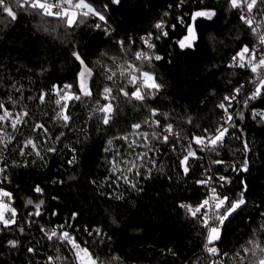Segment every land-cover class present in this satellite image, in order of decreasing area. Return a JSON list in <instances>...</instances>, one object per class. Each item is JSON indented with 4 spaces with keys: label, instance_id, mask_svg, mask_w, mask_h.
<instances>
[{
    "label": "trees",
    "instance_id": "obj_1",
    "mask_svg": "<svg viewBox=\"0 0 264 264\" xmlns=\"http://www.w3.org/2000/svg\"><path fill=\"white\" fill-rule=\"evenodd\" d=\"M86 2L105 20L90 14L67 27L55 17L15 6L12 20L0 9V103L13 118L28 113L15 129L9 119L0 121V189L11 194L5 198L16 211L14 224H0V264H78L68 243L45 235L53 228L73 234L98 264H256L264 253L257 250L253 256L244 248L252 247L250 240L264 245V118L256 114L264 113V95L247 105L234 104V111L239 108L233 127L209 153L213 162L221 161L214 163V174L226 178L216 180L220 195L235 201L243 191L246 201L212 244L217 255L204 251L208 233L202 219L181 207L199 205L206 195L198 181L209 168L194 138L218 128L226 96L243 85L242 100L255 85L251 70L233 63L242 48L255 43L251 27L230 0ZM253 9L264 27V0ZM197 10L215 15L198 18L196 41L181 49L178 41ZM157 23H163L167 36ZM149 34L153 59L137 60L135 53L144 51L142 38ZM156 55L162 59L155 60ZM129 65L152 73L159 90L143 89L145 100L134 99L139 79L135 85L129 80L140 72ZM84 66L92 72V94L67 101L65 123L57 117L65 102L56 104L54 86L72 85L70 91L80 94L78 74ZM105 87L112 90L107 99ZM108 104L113 111L104 124L99 109ZM135 124L141 127L134 129ZM190 144L196 155L185 174L181 160ZM245 163L246 171L241 170ZM37 186L42 192L35 191ZM12 240L15 247L8 243Z\"/></svg>",
    "mask_w": 264,
    "mask_h": 264
},
{
    "label": "snow or ice",
    "instance_id": "obj_2",
    "mask_svg": "<svg viewBox=\"0 0 264 264\" xmlns=\"http://www.w3.org/2000/svg\"><path fill=\"white\" fill-rule=\"evenodd\" d=\"M120 0H112L113 4H118ZM181 4L184 3V0H180ZM246 4L247 9L249 12L253 10L255 5L257 4V0H230V4L233 8H239L241 6V3ZM13 6H15L17 9H21L25 12H30L34 11L41 17H55L59 20H62L65 22L67 27H72L74 24H76L77 19H80V23H83V18H86L89 16V14L94 15L98 17L101 21L105 20V16L98 11L96 8H94L91 4L87 3L86 0H0V9L4 13L7 14L8 17H10L12 20H15L17 18V12L13 10ZM171 7V6H170ZM105 8H107V5H105ZM167 15V13H165ZM215 13L210 10H197L191 13L190 20L191 23L186 25L187 29V35H185L182 39L178 41L179 47L181 49L184 48H191L194 44V42L197 39L196 36V25H197V20L198 18H207L211 19ZM180 20V23H184L183 18H178ZM241 19L244 20L246 24H248L250 27L252 26L253 20L244 16H241ZM97 28L100 27L99 24L96 25ZM157 29L162 30V35L167 36L168 33L166 31H163L164 25L163 23H157L155 25ZM175 27V25H173ZM256 28H252V31L255 33ZM144 44L149 48L152 49L155 47L153 43H151V34H149L148 38H142ZM159 39V37H157ZM123 43V42H121ZM259 44L264 45V34L259 35ZM246 55L249 56V59L247 60V65L251 67V71L253 73H256L258 69L264 68V55H262L258 62L253 63V59L255 58V49L250 50L247 46L241 49L239 53H237L236 56L233 57V61H236L237 58L239 59V67H245V57ZM73 56L77 60L80 61V63L83 65L84 61L81 60L80 55L76 52H73ZM135 58L140 61H151L153 57L149 55V53L146 52H141L138 51L135 53ZM155 60H161L162 57L159 55H156L154 57ZM129 68L133 73L135 72H140V76L132 75L131 79L129 80L130 84L135 85L136 81L142 77V87L137 86L135 91L131 93V96L136 99V100H144L145 99V94L143 92V89H155L159 90L161 85L155 82V77L152 73L147 72V71H141V69L136 68L133 65H129ZM123 74V72L121 73ZM92 75V72L87 66H84L81 70V72L78 74L79 77V89H80V94L72 93L70 89L72 88V85H64L63 86V94L61 95V89L58 88L57 86H54V90L56 91L57 95L59 96V99L56 100L57 105H61V102L64 101L65 103L61 106V111L57 113V117L62 119L65 123L70 119L69 115L66 112V109L68 107L67 101L71 100H80L81 96H90L91 90L88 87V78H90ZM115 75L113 72L112 75L108 76V79L111 80L112 77ZM258 84L256 86L255 91L252 93L250 97H248V100H255L257 97H261L264 95L262 93V90H264V78L258 77ZM111 88L105 87L104 88V93L105 99L108 98L107 94L111 93ZM123 94L125 96L128 95L127 92H125L123 89H121ZM240 89L237 88L235 89L236 93H239ZM151 93L149 92V95ZM235 97H228L226 96L224 99L225 101H230L234 99ZM40 102H44L45 100V94H41L39 96ZM248 100L245 101V105H247ZM15 103V102H14ZM226 107L224 103H221L219 107L221 109H224L225 113L228 111V107ZM0 109H3V115H0V121H5L6 119L12 117V113L5 108L3 103H0ZM99 111L105 113L103 123L108 124L109 123V118L110 114L113 111V108L111 104L105 105L99 109ZM156 110H152V115L155 116ZM257 115H261L262 118H264V113H256ZM28 113L25 111L21 114H17L14 119H12L11 126L13 129L16 128L17 124L20 123L23 119L24 116H27ZM232 120V116L228 115L227 116V121L230 122ZM159 124V121L156 122ZM37 128H44V125L38 124L36 125ZM141 127L140 124H135L133 125L134 129H139ZM47 131V129H44ZM166 131L169 133V135L172 134V125L169 124L166 127ZM228 132V128L226 127H221L217 129V134L213 137H195L194 142L197 145H204L205 147H209L210 150L214 151L216 146L223 141V137L225 134ZM145 138H147V133L143 134ZM169 135H165L163 137V140L165 142H168L169 140ZM124 139H127V137H124ZM205 139H207V144H205ZM29 144H31V141H28ZM135 143V142H134ZM109 144H111V141H109ZM34 147V145H33ZM50 151H54V149H50ZM196 153L191 149V144L189 145L187 155L184 156V158L181 160V165L184 167V172L185 174L188 173L189 168L187 166L188 160L190 157H195ZM73 161H69V163H72ZM214 163H221V161H214ZM134 166V165H133ZM241 170L246 171L247 170V164L245 163L243 168ZM0 171H3V169H0ZM113 171H115V167L113 168ZM221 181H224L226 178L221 176L219 178ZM198 183L206 184L207 181H198ZM246 190V188H245ZM36 192H42V189L37 186L35 188ZM212 196L209 197L208 199H205L202 201V203L193 208L190 205H181V207H184L187 209L189 213L193 217L197 215V213L201 212V209L205 208H212V205L210 203L214 201H218V203H215V208L212 216L208 215V212L205 211L203 214L202 218V223L204 227L207 229L208 235H207V243L205 244L206 250L212 254V255H217L218 254V249L216 247H209V245L214 244L215 241H218L220 239V226L224 224V222L229 218V216L232 215V213L236 212L237 209H239L242 205L246 203L244 199V192L242 191L240 193V198L235 201H230L227 196H220L216 193V189L212 188ZM10 193L3 191L0 189V197H10ZM28 204H32L33 201L31 199L28 200ZM43 204V201H40L39 204H36L35 207L37 209L35 215L39 216L40 215V207ZM220 209H223L221 212ZM5 212H11L12 218L11 219H6L5 218ZM16 215V211L14 208H10V206L6 203L3 202L2 199H0V224H3L5 227L9 226L10 224H14L16 221L14 219ZM73 218H75V214L73 215ZM210 221H218V224L215 226H210ZM61 229L64 227L63 225L59 226ZM43 230V229H42ZM20 231L23 232L24 229L20 228ZM99 230H97L98 232ZM45 235H47L49 240H52L54 237L63 241L67 242L68 244L71 245L72 249L75 250L74 254L76 257V260L78 261V264H98L97 260L93 258L92 254L88 251L87 248H82L77 242L74 237L70 235L69 232L67 231H62L60 234L57 233L56 229L53 228L50 232H45ZM11 246L15 247L17 244V241L12 240L8 242ZM249 244L252 245L251 248H244L245 253L251 252L253 256H256L257 250L260 253H264V245L261 244L259 241H253L250 240ZM29 251H33V249H29ZM225 255H227L225 253ZM239 255V253H237ZM49 261L51 262L53 260L52 257L48 258ZM241 261H243V257H241ZM256 264H264V255L260 256V258L256 261Z\"/></svg>",
    "mask_w": 264,
    "mask_h": 264
},
{
    "label": "built area",
    "instance_id": "obj_3",
    "mask_svg": "<svg viewBox=\"0 0 264 264\" xmlns=\"http://www.w3.org/2000/svg\"><path fill=\"white\" fill-rule=\"evenodd\" d=\"M237 10H238V12H239V15H240V17L241 16H244V17H247V18H250V19H252L253 20V23H252V26H251V29L252 28H256L257 30H256V32L254 33L255 35H256V41H255V43L253 44V46L250 48V50H252V49H255V58L253 59V63H256V62H258V60H259V58L262 56V55H264V45H260L259 44V35H261V34H264V27L262 26V24L257 20V18H256V15H255V12H254V9L251 11V12H249L248 11V9H247V6H246V4H244L243 2L241 3V6L239 7V8H236ZM90 15V14H89ZM244 21V20H243ZM248 25V24H247ZM249 26V25H248ZM171 28L172 29H174L175 27H173V25H171ZM163 31H166V27L164 26V28H163ZM167 32V31H166ZM143 38H148V37H143ZM153 39H154V37L153 36H151V43H153L154 44V42H153ZM154 48H152V49H149L147 46L145 47V49H144V51L143 52H146V53H149V55H151L152 56V50H153ZM249 59V56L248 55H246V57H245V64H246V66L245 67H243V68H249L250 70H251V67L250 66H248L247 65V60ZM237 67H239L238 65H239V59L237 58V60L236 61H234L233 62ZM239 68H242V67H239ZM252 72V71H251ZM252 76H253V79H254V83H255V85H254V87L251 89V90H249L248 92H247V94L243 97V99L242 100H239V97H240V94L242 93V92H244V86L242 85V86H239V87H237V88H239L240 89V91H239V93H236V92H234V94L232 95V96H229V97H235L234 99H232V100H230V101H226L227 103H226V107L229 105V103H230V107H228V111H227V113H225V111H224V109H223V118H222V121H221V123H220V125L218 126V128L217 129H219V128H221L222 126L223 127H226V128H228V131L233 127V125H234V120H235V112H237V110H238V108H236V110L234 111L233 109H234V104H239V106L240 105H245V101L246 100H248V97H250L251 95H252V93L255 91V89H256V86H257V84H258V77H261V78H264V68H261V69H258V71L256 72V73H253L252 72ZM138 85L140 86V87H142V78H140L139 80H138ZM236 88V89H237ZM63 94V89H61V95ZM59 97V96H58ZM145 100V99H144ZM228 115H231L232 116V120L230 121V122H226L227 121V116ZM150 122H151V125H154V122L152 121V120H150ZM217 129L215 130V131H213V132H209L208 134H207V136L205 137V138H208V137H213V136H215L216 134H217ZM228 133V132H227ZM226 133V134H227ZM223 140H224V137H223ZM223 143V141L221 142V143H219L217 146H219V145H221ZM205 144H207V139H205ZM198 148H199V150L201 151V154H202V157H201V160L202 161H205V163L208 165V168H209V171H208V173H207V175H206V177H205V179H204V181H207V183L206 184H204V187H205V198H204V200L205 199H208L209 197H211L212 196V191H211V189L212 188H215L216 189V193L218 194V195H220V193L218 192V189H217V185H216V180L217 179H219L221 176H219V175H216V174H214V169H213V166H214V162L210 159V157H209V153H210V149H209V147H205L204 145H198ZM216 177V178H215ZM220 180V179H219ZM221 196V195H220ZM202 203V202H201ZM200 203V204H201ZM210 203H211V205H212V208H205V209H201V212L200 213H197V215L196 216H199L201 219L203 218V214H204V212L205 211H207L208 212V215L209 216H212L213 215V212H214V208H215V203H218V201H214V202H211L210 201ZM199 204V205H200ZM181 205H190V206H192L193 208H195V207H197V206H199V205H192V204H190V203H182ZM184 208V207H183ZM186 209V208H185ZM220 211H222V209H220ZM12 218V214H11V212H10V214L8 215V219H11ZM225 223V222H224ZM216 224H218V221H210V226H215ZM224 225V224H223ZM223 225H221L220 226V229L223 227ZM202 226L204 227V225H203V223H202ZM64 231H67V230H65V229H63ZM68 232V231H67ZM208 233V232H207ZM70 235L72 236V237H74L75 238V236L73 235V234H71L70 233ZM76 239V238H75ZM76 242L82 247V248H86L85 246H83L81 243H79L77 240H76ZM67 243V242H66ZM206 243H207V239H206ZM205 243V244H206ZM70 245V244H69ZM71 246V245H70ZM216 247L217 248V246L216 245H209V247ZM72 248V247H71ZM88 249V248H87ZM218 249V248H217ZM72 251L73 252H75V250L74 249H72ZM88 251L92 254V252L88 249ZM204 251L206 252V253H208V254H210L207 250H206V248H205V246H204ZM93 256V255H92ZM77 263H78V261H77Z\"/></svg>",
    "mask_w": 264,
    "mask_h": 264
},
{
    "label": "rangeland",
    "instance_id": "obj_4",
    "mask_svg": "<svg viewBox=\"0 0 264 264\" xmlns=\"http://www.w3.org/2000/svg\"><path fill=\"white\" fill-rule=\"evenodd\" d=\"M89 82H90V78H88V87H89ZM9 120H10V122H12V119H14L13 117H10V118H8ZM8 119H6V120H8ZM5 120V121H6ZM0 199H2L3 200V202L4 203H6V204H8L9 205V202L7 201V199L5 198V197H0ZM9 206H11V205H9ZM10 208H12V207H10ZM10 214V212H5V218L6 219H8V215ZM220 235H221V229H220ZM216 242V241H215ZM214 242V243H215Z\"/></svg>",
    "mask_w": 264,
    "mask_h": 264
},
{
    "label": "water",
    "instance_id": "obj_5",
    "mask_svg": "<svg viewBox=\"0 0 264 264\" xmlns=\"http://www.w3.org/2000/svg\"><path fill=\"white\" fill-rule=\"evenodd\" d=\"M119 4V3H118ZM117 5V4H116Z\"/></svg>",
    "mask_w": 264,
    "mask_h": 264
}]
</instances>
